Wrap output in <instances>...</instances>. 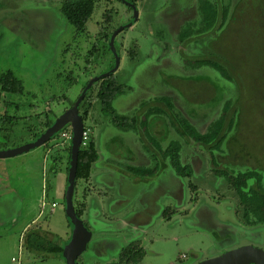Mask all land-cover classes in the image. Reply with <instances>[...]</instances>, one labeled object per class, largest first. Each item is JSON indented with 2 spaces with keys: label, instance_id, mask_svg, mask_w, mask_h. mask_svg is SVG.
Returning <instances> with one entry per match:
<instances>
[{
  "label": "rangeland",
  "instance_id": "1",
  "mask_svg": "<svg viewBox=\"0 0 264 264\" xmlns=\"http://www.w3.org/2000/svg\"><path fill=\"white\" fill-rule=\"evenodd\" d=\"M62 1L0 0V71L12 72L25 87L24 93L20 95H12L0 89V115L19 117L16 120L0 121V150L13 149L34 142V134L37 133V127L41 123V119L37 116L44 118V112L51 110L46 116L56 121L64 111L71 108L72 102L75 103L78 100L93 76L104 74L112 68L111 65L116 61L114 52L110 48V42L99 35L100 25L104 21L107 10H112L111 29L113 31L130 22L134 16L132 8L122 0H100L87 24V30L79 33L61 12L59 7ZM196 1H198L197 5ZM215 1L218 2L210 0L212 4ZM221 1L225 6H234L230 0ZM244 1V10L240 8L237 16H229L223 31L218 33L220 35L214 36V30L210 29L204 32V34L210 33V36H195L193 33L191 36L195 37L193 39L188 35L185 36L184 32L190 23H186L181 32V22L183 19L188 20L189 17L192 20L188 22L200 20L197 32H202L204 14L211 13V4L201 9L204 3L200 0L138 2L140 10L138 20L135 24L123 29L115 40L116 46L121 49L122 57L115 76L120 84H127L132 89L142 87L140 95L145 94L144 87L140 83L150 85L152 92L161 91L162 94L166 93V96L171 95L170 97L180 94V91L184 92L185 94L179 96L182 100V111L189 116L191 114L188 108L194 106L195 109L198 108L196 122L191 121L198 131H201L200 126L203 121L211 123L221 115L223 101L231 102L229 111H237L234 115L235 126L227 137L230 143L224 144L227 150L223 147L226 155L224 152L222 155L219 151H215L217 165H220V169L235 172L234 174L254 172L259 175L255 177V180L261 177L264 186V15H260L258 11L262 5L255 3L259 0ZM176 7L183 9L184 13L176 14L178 11L174 9ZM159 9L162 15H159ZM194 30L188 27L186 33ZM129 51L134 57L128 55ZM206 59L224 65L227 75L234 72L233 77L235 74L236 78L229 81L227 76L215 67L200 65L201 62H206ZM153 60H169L167 64H170L166 68L156 70L149 68ZM184 76H192L195 79L189 80ZM99 85L96 83L94 89ZM134 99L136 98L131 100L134 101ZM198 100L199 104H197ZM158 102H163L162 98L157 102L139 105L126 113L129 117H135L134 115L140 112L139 119H141V117L144 118V112L147 114L148 111H154V115L147 122L149 130L142 133L144 140H140L147 149L154 145L153 141L158 142L167 132V120H176L166 112L167 105L164 103L161 106ZM95 105L93 115L85 121V126L89 130V139L91 137L96 139L101 160L105 155L113 154L114 151L120 159L117 154L120 152V148L117 149L118 144L115 143L113 146L111 142L109 144L108 138L105 139L102 131L103 124L108 119L105 116L107 114L101 110V103ZM26 116L29 117L25 118ZM143 125L145 127V124ZM71 130L69 127L66 131ZM65 139V135L61 134L60 144L63 147L57 153L61 155L57 163L59 168L64 167L67 171L66 167L71 157V141ZM138 141L137 139L135 145ZM165 142L164 140L163 144ZM159 146L160 143L154 146L152 154L155 156L158 153L161 159H165L164 149ZM43 148V146L37 147L0 159V180H5L4 176L9 173L11 182H14L13 186L10 184L0 186V202H4L7 198L12 200V206L0 212L2 223L0 225V262L3 264H13L12 256L19 257L20 239L17 231L9 234L10 221L13 216L18 215L16 214L18 193L7 192V188L21 189L23 187L19 180L13 179L18 177L27 180L29 175L24 171L25 162L29 168L37 167L39 163H46L41 155ZM121 151H123L121 160L130 162L132 158L129 152L123 149ZM205 151L210 152L194 140L184 145L183 162L195 167L193 175L185 177L186 195H191V199L193 197L191 193L199 195L198 198L202 199L199 206L209 204L216 209L219 221L216 222L215 217L207 215L203 223L199 222L194 211L185 218L181 217L180 224L177 226H174L177 221H172L168 225L169 228L165 229L164 236L172 238L177 235L179 240L166 241L163 245L156 243L153 249L159 253V256L147 258L144 261L146 264H191L194 261L217 256L223 253L224 249L246 244L262 246L264 227L244 226L243 219L237 212L240 201L235 188L224 174L214 170L217 166L215 162H211L209 153ZM149 152L151 154V151ZM30 155L34 156L33 160L27 159ZM220 155L224 158L219 157L218 160ZM158 162L160 161H157L152 168L150 166L140 168L142 172L139 171V174L142 176L147 174V178H150L149 174L153 173L152 178L162 180L167 169L161 170L162 173L157 175L158 171L154 167L159 166ZM14 166L17 168H13ZM59 171L58 169L57 173ZM128 179L135 180L131 177ZM99 180H102L101 187L104 188L106 185L104 183H110L104 180L116 179L108 178L104 174ZM83 184L84 180L79 179L74 198L76 205L82 199ZM132 186L135 189V185ZM52 196L54 197L53 193ZM169 201L172 203V198ZM188 203L190 208L193 207L192 202ZM50 223H52L50 214L46 213L40 217L39 224L43 230L51 227ZM218 224L229 226L231 232L221 233L216 228ZM53 228L58 233L65 231L64 226L60 224H56ZM13 234H15L14 238ZM166 245L170 247L161 248ZM84 256L79 259L80 261L86 258L83 264L87 262L97 264L93 258ZM98 262V264H104V260ZM34 264H37V260Z\"/></svg>",
  "mask_w": 264,
  "mask_h": 264
},
{
  "label": "crops",
  "instance_id": "2",
  "mask_svg": "<svg viewBox=\"0 0 264 264\" xmlns=\"http://www.w3.org/2000/svg\"><path fill=\"white\" fill-rule=\"evenodd\" d=\"M167 61L169 60H153L149 68L161 70V68L169 66L170 63L167 64ZM185 78L193 80L192 76H187ZM140 84L144 87V95H140V90L143 89L142 87L136 90L130 87L127 92H124L116 98L114 107L119 113L126 114L128 110L137 108L139 105L157 102L163 97L171 96H166L167 94H162L161 91L152 92L150 85ZM180 93L185 94L181 91ZM132 98L136 99L132 101ZM139 113L140 112L134 115L138 119L140 117ZM195 113L196 111L193 113L194 119L196 118L195 115L198 114ZM146 115H148V113L146 114V112H144V118L141 117V119L138 120L139 125L137 128L130 127L123 129L110 123V120H106L102 130L104 137L105 139L108 138V143L110 144L111 142L112 146L115 145V143L118 144L117 149L120 148V152L117 154L120 159L116 156L114 151L112 152L113 154H108V156L105 155L101 160L98 149L99 158L93 164L91 175L88 179H83L82 199H80L75 206L77 208V206L80 207V205H84L81 217L93 231L91 243L83 256L85 255L89 258H93L97 264L99 260H104L103 263L117 261L127 264H137V262H140L138 264H146L144 261L147 258L159 256V253L153 249L156 243L159 242L158 245L160 243L163 245L165 244L163 242L166 241L177 242L179 240L177 235L172 238L164 236L165 229L169 228L168 225H170L172 221H177L174 223V226L179 225L180 218H185L186 215L192 214L191 212L193 211L195 212L194 215L198 217L199 222L203 223L207 215L216 217L217 221H219L217 211H215L216 209L210 207L209 204H205L206 206L204 204L199 206L202 199L195 198L196 195H194V193H191L193 195L192 199L191 195H186L185 177L177 173L170 159L157 158V156L152 154V152H154V146L159 145V143L162 148H167L172 140L185 144L184 138L181 137L176 130L173 121L167 120V132L162 135L163 138L161 137L158 142L153 141L154 145L149 147L150 149H147L146 146L141 143L140 140H144L142 133L149 130L147 122L154 113L150 116ZM143 124H145V127H143ZM137 139L139 141L135 145ZM164 140L166 141L165 144H163ZM60 143L61 140L56 138L51 140L49 144L43 145L44 148L41 155L46 163H39L37 167L33 166L30 168L26 166V162L24 163V171L29 175L27 180L18 177L13 179L20 181V185L23 186L21 189L14 187L7 188V192L15 191L18 193V204L16 205V214L18 215L12 217L10 221L11 231H8L9 234L17 231L20 235L18 245L19 257L16 258L12 256L11 261L13 264H34L36 260L37 264H67L63 253L52 254L38 249L31 252L27 249V246H25L24 241L26 234L32 230H36L43 235L45 239L63 248L72 239L74 225L67 215L65 201L66 189L69 183L68 167L70 163L66 167L67 171H65L64 167L59 168L57 162L61 159V155L57 153L59 149L63 147ZM121 149L129 152L132 158L130 162L121 160L123 154ZM149 151H151V154ZM53 152H55V154H53ZM33 157L34 156L30 155L27 156V159L33 160ZM48 158L49 161H47ZM157 161L161 162H158L159 166L157 165L154 167L158 171L157 175L162 173L161 170L165 171L167 169L162 180H155L152 178L153 176L151 175L153 173L149 174L150 178H147V174L142 176L137 171L142 167L147 168L150 166L152 168ZM121 163L123 165H121ZM160 164L162 165L160 166ZM13 168L17 167L14 166ZM58 169L60 171L57 173ZM104 174H106L108 178L113 177L116 180H104L110 183H104L106 185L102 188V180L99 179H101ZM52 176H54L53 179ZM129 177L135 180L128 179ZM6 178L8 179L6 180ZM4 179L5 180H0V186L6 184L14 185V182L10 180L9 173H6ZM133 184L135 185V189H133ZM197 197H199V195ZM63 198L64 203H62ZM171 198L173 200L172 203L169 201ZM188 202H192L193 207L190 208ZM53 203H57V206L54 207ZM9 206H12V200L9 198L5 199L4 202H0V212L9 209ZM169 207L174 210L172 216L165 214L166 209H169ZM46 213L50 214L52 223H50L51 227L47 230H43L39 221L40 217ZM175 217L176 219H173ZM1 224L0 222V225ZM56 224L64 226L65 231L62 233L56 232L53 228ZM168 233L169 232H167V234ZM14 235L15 234L12 236L13 238L15 237ZM166 247L170 246H161L162 249ZM129 248L135 249L130 255L127 254V249ZM138 251H141V257L136 255ZM162 253L163 252H161V254ZM36 254L37 258H35ZM83 262H86V258L79 261L80 264H83ZM0 264L3 263L0 262ZM86 264L94 263L87 262Z\"/></svg>",
  "mask_w": 264,
  "mask_h": 264
},
{
  "label": "trees",
  "instance_id": "3",
  "mask_svg": "<svg viewBox=\"0 0 264 264\" xmlns=\"http://www.w3.org/2000/svg\"><path fill=\"white\" fill-rule=\"evenodd\" d=\"M99 1L100 0H63L59 8L63 15L66 17V19L72 25H74L77 31L80 33L85 32L87 30V24L92 18L93 13L96 9L97 2ZM127 1L138 5V2H142L143 0ZM202 1L204 3L202 5V9L203 7H205V5L210 4L209 0ZM217 1L218 2L211 4L212 11L211 13L204 14L205 19L204 22H202V32L204 33L210 29H213L214 36L220 35L218 33L223 31V28L226 26L227 19H229V16H237L240 8L244 10L245 4V1L243 2V0H240V2L235 6V8H233L229 5H223L221 0ZM255 3H259L260 5H262H259L260 7L258 11L260 15H264V0H259ZM111 11L112 10H107L106 14L104 15V21L100 25L99 35L106 41L110 42V48L111 50H113L111 45V37L114 31L111 29ZM116 48L121 56V49L117 46ZM92 55L93 54H91V56ZM128 55L134 57V55H131L130 51ZM91 56L90 58H92ZM206 60L207 61L204 63L201 62L200 65H209L211 67H215V69L219 70L224 76H227V79L229 80H233L234 78H236L235 74V77H233L234 72L228 73L227 75L226 71H224V65L217 62H213L210 59ZM93 62L94 60L92 59L91 63L93 64ZM115 64L116 61L113 65H111V67H114ZM194 79L195 78H193V80ZM99 84V87L95 89L94 86L91 87L88 94L80 104V113L83 117L84 122L88 119L89 116L93 115V110L96 108L95 104L101 103V110L105 114H107L105 116L108 117L107 120H110V123L114 124L117 127L119 126L123 129H127L130 127L137 128L139 125V119L137 117H129L125 114L119 113L114 107V102L116 98H118L124 92H127L130 87L127 84H120L117 80V77L115 76V73L104 77L101 80V83ZM0 89L12 95H20L23 94L25 91L24 84L20 80H18L10 71H0ZM162 101H164L169 107V111L167 113L170 115V117L176 119L172 121L175 124V128L180 134V136L184 138L185 143H190V141L194 140L203 147H205L207 150L210 151L213 156L212 160L217 165L218 163L216 162L217 156L215 151L225 152V150H223L224 144L228 142L227 137L235 126L234 115H236L237 111H229L231 102L229 103L223 101L221 115L215 121L211 122L206 132H202L198 131L196 126L192 124L191 120L182 118L178 113L177 115L172 114L174 110L172 99H170L169 97H163ZM220 101H222V99ZM71 104L73 106L74 102H72ZM50 111L51 110H49L48 112H44V118H42L41 116H37V118L41 119V123L37 127V133L34 134V141L37 140L47 128L54 124L55 121L51 120L48 116H46L49 115ZM193 111L194 110H192L191 112ZM153 112V110L148 111V116H150ZM28 117L29 116H26L25 118ZM16 119H19V117L14 116L13 118H11V116L5 115L0 119V121ZM69 127L70 125H67L61 131L56 133L51 140L56 138L61 139L62 132L66 131ZM50 141H48L46 145L49 144ZM184 145L185 144H181L178 141L172 140L170 145L167 146V148H163L164 158L170 159L172 166L179 175L183 177H190L194 173V167L190 164H185L183 162L182 153L184 150ZM155 156H157V158H160V154L158 153L155 154ZM98 158L99 154L97 148V141L94 137H91V139H89L88 141V144L86 146H82L80 150L77 165V182L79 179H88L90 177L93 164L98 160ZM137 171L139 172L141 170ZM218 172L224 174L229 179V181H231V184L236 190V194L240 201L237 207V212L238 215H241L243 223L247 227L264 226V186L261 177H259L258 180H253L256 176L259 175L254 172H239L237 174H234L235 172L229 171V169H218ZM76 210L78 215L82 216L84 205H80V207L77 206ZM24 241L25 246H27V249L31 252L36 251L38 249L43 252L52 254L63 253L64 248L62 246H59L58 244H55L52 241H48L43 235H41L36 230H32L31 232L26 234ZM127 250L128 255L132 254L135 251V249L132 248H129ZM136 255L141 257V251H138Z\"/></svg>",
  "mask_w": 264,
  "mask_h": 264
},
{
  "label": "water",
  "instance_id": "4",
  "mask_svg": "<svg viewBox=\"0 0 264 264\" xmlns=\"http://www.w3.org/2000/svg\"><path fill=\"white\" fill-rule=\"evenodd\" d=\"M123 1L133 8L134 16L130 22L117 28L111 37V45L116 57L115 66L104 74L92 77L74 105L61 114L54 124L47 128L37 140L17 148L0 150V158L18 155L43 146L50 141L56 133L61 131L67 125H70L72 129V142L68 179L69 183L66 189V212L74 225V230L71 241L65 245L63 249V255L67 264H80L79 259L87 252L93 237V231L87 226L83 218L78 215L74 202L77 182V165L85 130V122L80 113V104L97 81L115 73L121 64V56L115 46L116 37L123 29L133 25L139 18V9L137 6L127 0ZM104 264L125 263L108 261ZM195 264H264V247H259L254 244H246L238 248L227 250L220 255L201 260Z\"/></svg>",
  "mask_w": 264,
  "mask_h": 264
},
{
  "label": "flooded vegetation",
  "instance_id": "5",
  "mask_svg": "<svg viewBox=\"0 0 264 264\" xmlns=\"http://www.w3.org/2000/svg\"><path fill=\"white\" fill-rule=\"evenodd\" d=\"M200 1H202V0H200ZM205 1V0H204ZM210 1V0H209ZM239 0H237V1H234V0H230V3L231 4H233L234 3V6L232 5L231 7H233V8H235V6L240 2H238ZM197 2L198 1H196V5H197ZM216 2V1H215ZM214 2V3H215ZM210 4H212L211 2H209ZM127 5L129 6V7H131L128 3H127ZM136 5V4H135ZM165 5H167V4H165ZM137 6V8L139 9V7H138V5H136ZM195 6V5H194ZM132 8V7H131ZM195 8H196V6H195ZM174 9H178V11L176 12V14H179V13H181V12H183L184 13V10L183 9H181L180 7H176V8H174ZM201 9H202V7H201ZM132 10H133V8H132ZM200 10V9H199ZM134 11V10H133ZM140 11V10H139ZM201 12V11H200ZM163 13L161 12V10L159 9V15H162ZM197 15H195V17H196ZM190 20H192V18L191 17H189L188 18V20H184L183 19V22H181L182 24H181V32H183V29H184V27H185V24L186 23H190V26H188V27H190V28H194L195 30L194 31H190L191 33H186V30H187V28L185 29V36L186 35H188V36H192L193 35V33H194V35L195 36H198V35H201V37H202V35H209L210 36V33H208V34H204V33H202V32H197V27H198V22L200 21H198V22H196V19H195V21L193 22V21H191V22H188V21H190ZM135 24V23H134ZM125 25V24H124ZM199 27H201V25L199 26ZM127 28V27H126ZM125 28V29H126ZM193 38H195V37H191V39H193ZM190 39V38H189ZM180 41H182V40H180ZM208 49H210V48H208ZM147 63V61L145 62V64ZM145 64H144V66H145ZM143 66V67H144ZM113 68V67H112ZM112 68H110L109 70H111ZM108 70V71H109ZM231 73V72H230ZM94 77V76H93ZM101 80L102 79H100L99 81H97L96 83H101ZM227 80H229V79H227ZM229 81H232V80H229ZM96 83H95V85H96ZM94 85V86H95ZM182 92V91H181ZM183 94L182 93H180V94H176V95H173L172 97H170L169 96V98L170 99H172V103H173V105H174V110H173V112H172V114L173 115H177V113L178 114H180V116L182 117V118H185V119H187V120H191V121H195L197 118H193V113H194V111H199L198 110V108H196L195 109V106L194 107H191V108H188V112H190V114L191 115H189V116H186L187 114H184L183 113V108L181 107V105H182V103H181V98H179V96H182ZM161 106L165 103L164 101L163 102H158ZM200 103V101L198 100V103L197 104H199ZM196 104V103H195ZM196 104V105H197ZM165 105H167L166 103H165ZM167 108H169L168 106H167ZM192 110H194L193 112H191ZM169 110L167 109V111L166 112H168ZM200 112H202V111H200ZM197 113H199V112H197ZM6 115V114H5ZM5 115H0V119L2 118V117H4ZM126 116H127V114H125ZM196 122V121H195ZM206 122V123H205ZM205 124L207 125V126H205ZM211 123H209L208 121H203L202 123H201V128H200V130L202 131V132H205L206 130H207V128L209 127V125H210ZM205 126V127H204ZM196 142V141H195ZM197 143V142H196ZM227 150V149H226ZM206 153H209V155H210V160H211V162L212 163H214L213 162V156H212V154L210 153V152H208V151H205ZM220 152V151H219ZM222 155H224L225 154V152H224V154L222 153V152H220ZM222 155H220V156H218V160H219V157L220 158H224V156H222ZM226 155V154H225ZM217 156V155H216ZM215 164V163H214ZM216 165V164H215ZM193 166V165H192ZM217 166V168H215L214 169V167H213V169L215 170V171H217L218 172V169H220L219 168V166L220 165H216ZM194 167V166H193ZM195 168V167H194ZM223 170V169H222ZM220 173V172H219ZM253 180H255V179H253ZM195 198H197V199H199L198 197H197V195H196V197ZM219 200V199H218ZM202 201V200H201ZM217 202V201H216ZM76 207V206H75ZM216 211V210H215ZM167 212H169V216H172V214H173V212H174V210H173V208H170L169 207V209H166V215H167ZM214 212V211H213ZM215 213V212H214ZM216 218V217H215ZM216 220V222H217V218L215 219ZM221 225H222V227H221ZM244 226H246L245 224H244ZM262 227H264V226H262ZM217 228V230H219L221 233H223V234H227L228 232H231V230L229 229V226H226V225H224V224H218V227H216ZM226 230H225V229ZM262 246H259V245H257V246H259V247H264V237L262 238ZM240 247V246H239ZM236 248H238V247H236ZM232 249H234V248H232ZM227 250H231V249H224V252L225 251H227ZM223 252V253H224ZM222 254V253H221ZM220 255V254H219ZM197 262H199V261H197ZM197 262H192L191 264H195V263H197ZM121 263H125V262H121ZM138 263H140V262H137V264ZM125 264H127V263H125ZM182 264H187V263H182Z\"/></svg>",
  "mask_w": 264,
  "mask_h": 264
},
{
  "label": "built area",
  "instance_id": "6",
  "mask_svg": "<svg viewBox=\"0 0 264 264\" xmlns=\"http://www.w3.org/2000/svg\"><path fill=\"white\" fill-rule=\"evenodd\" d=\"M62 135H65L66 139L68 141H71L72 142V130L70 132L68 131H64L62 132ZM65 139V140H66ZM66 140V141H67ZM88 141H89V130L88 128L85 126V130H84V133H83V142H82V146H86L88 144ZM62 142V141H61ZM53 206L56 207L57 206V203H53Z\"/></svg>",
  "mask_w": 264,
  "mask_h": 264
}]
</instances>
